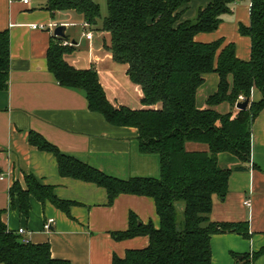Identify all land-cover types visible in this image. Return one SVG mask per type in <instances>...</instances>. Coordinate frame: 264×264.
Listing matches in <instances>:
<instances>
[{"label": "trees", "instance_id": "trees-1", "mask_svg": "<svg viewBox=\"0 0 264 264\" xmlns=\"http://www.w3.org/2000/svg\"><path fill=\"white\" fill-rule=\"evenodd\" d=\"M237 1L241 0H209L193 17L184 18L191 0H106L107 14L100 20L94 0H46L44 8L52 17L72 11L90 28L106 34L104 49L113 61L125 65L126 75L139 86L140 107L112 103L95 68L80 69L67 62L65 55L74 47L64 44L65 36H53L56 41L47 50V66L56 82L82 91L88 108L109 123L135 127L139 150L159 157L158 177L122 179L61 152L39 133L27 135L31 145L55 157L61 176L102 187L108 204L119 194L153 199L158 227L141 222L131 212L128 227L111 232L116 240L146 235L147 246L127 249L122 257L113 255L111 264H211L212 234L250 235L247 221L217 222L210 213L213 195L224 198L232 170L242 169L220 166L218 154L227 152L249 161L252 124L264 108V0H249V24L238 27L250 39L247 60L239 58L234 43L223 38L195 39L199 33L215 31ZM9 63L5 29L0 31V90L7 88ZM210 73L217 75L216 89L199 107L197 92ZM252 89L260 92L258 101L251 100ZM239 96L248 99L245 109L236 108ZM223 103L228 109L220 112L216 107ZM189 141L205 143L208 149L188 150ZM24 184L15 180L9 189L11 204H17L23 216H28L31 197L69 214L73 202L58 198L52 186L31 174L24 175ZM2 214L0 209V264H71L53 257L48 242H24L7 227ZM261 255L264 244L240 258L237 255L236 264H253Z\"/></svg>", "mask_w": 264, "mask_h": 264}, {"label": "crops", "instance_id": "crops-1", "mask_svg": "<svg viewBox=\"0 0 264 264\" xmlns=\"http://www.w3.org/2000/svg\"><path fill=\"white\" fill-rule=\"evenodd\" d=\"M208 2L191 0L183 17H193L196 10ZM45 4L46 0H31L29 4L21 0H0V31L8 30L10 52L7 88L0 90L2 220L12 231L22 227L25 233L19 234L21 238L32 243L48 242L53 257L66 259L71 264H111L113 255L122 257L127 249L147 246L146 235L116 240L111 232L125 230L131 212L141 222L151 221L158 227L153 199L119 194L108 204L102 187L61 176L55 157L31 145L27 135L30 131L39 133L61 152L122 179L158 177L159 157L139 150L135 127L109 123L101 113L88 108L82 91L56 82L47 66V50L51 42L56 41L53 37L55 26L64 24V42L74 47L65 55V60L76 68H95L112 103L140 107L139 86L129 79L125 68L116 67L104 49L106 34L85 25L83 17L75 12L63 16L57 12L52 17L44 8ZM239 24H249V0L237 1L232 11L222 16L215 31L199 33L195 39L211 42L223 38L225 42L234 43L239 58L247 60L250 39L239 33ZM77 25L79 37L78 31L70 29ZM87 32L92 34L90 39L86 37ZM121 71H124L123 76ZM217 81L214 73L205 76L197 92L199 107L205 106ZM260 98V92L252 89L251 100ZM216 109L225 112L228 105L223 103ZM186 148L208 149L205 143L191 141L186 143ZM218 161L222 167L241 166L242 169L232 170L224 198L213 195L210 218L223 223L247 221L250 235L244 238L232 231L212 234L211 264H236L237 255L256 251L264 244V108L252 124L249 161H241L227 152L219 153ZM25 174L52 186L58 198L72 201L69 214L49 201L41 203L31 197L28 216H23L17 204H11L9 189L15 180L24 187ZM246 200L249 205L244 204ZM49 218L53 223L50 230L45 231L43 224ZM253 264H264V255L256 258Z\"/></svg>", "mask_w": 264, "mask_h": 264}, {"label": "rangeland", "instance_id": "rangeland-1", "mask_svg": "<svg viewBox=\"0 0 264 264\" xmlns=\"http://www.w3.org/2000/svg\"><path fill=\"white\" fill-rule=\"evenodd\" d=\"M98 5H99V7H100V20H102L105 16H106V14H107V4H106V0H94ZM69 13H73L72 11H62V12H58V14H59V16H63V15H67V14H69ZM99 20V21H100ZM71 31L73 30V31H75V32H77V36L79 37V35H80V31H79V26L77 25V26H71ZM71 33V32H70ZM77 49H80V47L79 48H77ZM115 65H116V67L117 68H119V69H123L124 70V68H125V65H123V64H120V63H117V62H115ZM121 74H122V76L124 75V71L122 72L121 71ZM212 80V78H210V80L209 81H211ZM209 84H207V86H208ZM204 147V146H203Z\"/></svg>", "mask_w": 264, "mask_h": 264}, {"label": "built area", "instance_id": "built-area-1", "mask_svg": "<svg viewBox=\"0 0 264 264\" xmlns=\"http://www.w3.org/2000/svg\"><path fill=\"white\" fill-rule=\"evenodd\" d=\"M22 1V3L23 4H29L30 3V1L31 0H21ZM85 25H87L86 23H85ZM33 27L35 28V27H37L36 25H33ZM39 27H43V25H40ZM91 32H87L86 33V37L87 38H91ZM64 44H67V45H70V43L69 42H64ZM239 100L240 101H242L243 100V97L242 96H239ZM244 204L245 205H249V200H246V201H244ZM53 223V219L52 218H49V219H47L46 221H45V223L43 224V229L45 230V231H49L50 230V228H51V224ZM18 234H22V233H25V230L21 227V228H18L17 229V231H16ZM23 239V241L24 242H28L29 240L28 239H26V238H22Z\"/></svg>", "mask_w": 264, "mask_h": 264}, {"label": "water", "instance_id": "water-1", "mask_svg": "<svg viewBox=\"0 0 264 264\" xmlns=\"http://www.w3.org/2000/svg\"><path fill=\"white\" fill-rule=\"evenodd\" d=\"M149 22H150V19H149ZM65 28L66 26L64 24H59V25H56L54 30H53V33L55 36H59V37H64L65 36ZM248 105V99H245V100H242V101H239L236 103V108L237 109H245ZM238 257L240 258L241 256L238 255Z\"/></svg>", "mask_w": 264, "mask_h": 264}]
</instances>
